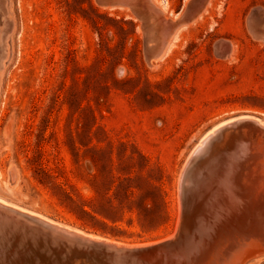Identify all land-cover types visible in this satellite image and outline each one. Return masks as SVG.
I'll return each mask as SVG.
<instances>
[{
  "label": "rangeland",
  "instance_id": "obj_1",
  "mask_svg": "<svg viewBox=\"0 0 264 264\" xmlns=\"http://www.w3.org/2000/svg\"><path fill=\"white\" fill-rule=\"evenodd\" d=\"M0 77V198L121 244L163 241L202 138L264 123V0H0ZM77 204L118 221L104 235Z\"/></svg>",
  "mask_w": 264,
  "mask_h": 264
},
{
  "label": "bare ground",
  "instance_id": "obj_2",
  "mask_svg": "<svg viewBox=\"0 0 264 264\" xmlns=\"http://www.w3.org/2000/svg\"><path fill=\"white\" fill-rule=\"evenodd\" d=\"M185 168L182 222L175 235L150 244L126 245L89 235L0 198L4 211L32 217L61 235L50 237L38 230L35 236L44 244L33 245L23 243L15 231H2L0 264H245L263 256V121L240 116L216 126L196 146ZM67 238L103 250L88 257L73 255Z\"/></svg>",
  "mask_w": 264,
  "mask_h": 264
},
{
  "label": "water",
  "instance_id": "obj_3",
  "mask_svg": "<svg viewBox=\"0 0 264 264\" xmlns=\"http://www.w3.org/2000/svg\"><path fill=\"white\" fill-rule=\"evenodd\" d=\"M0 222H1L0 233L2 231L8 233L15 231L18 237L21 236L23 237V243L29 242L33 245L34 243L36 244L40 243L39 237L35 236V232L38 230L45 231L47 235H49L50 237L58 238L61 236L60 234L58 235L53 231H51L49 228L43 226L41 223H39L36 219H33L32 217L20 216L18 214L9 211H4L1 207H0ZM65 240L70 241L68 242V244L72 246L69 249L70 252L73 253V255L78 254L79 256L88 257L89 255H96L97 253L103 250V247L98 244H88L86 242L77 239H69V238ZM0 241H3V237L1 234H0ZM40 244L43 245L44 240H42ZM77 247H79V249ZM119 250H120L119 248H116V251ZM115 255H117V253Z\"/></svg>",
  "mask_w": 264,
  "mask_h": 264
},
{
  "label": "trees",
  "instance_id": "obj_4",
  "mask_svg": "<svg viewBox=\"0 0 264 264\" xmlns=\"http://www.w3.org/2000/svg\"><path fill=\"white\" fill-rule=\"evenodd\" d=\"M128 191H131L132 192V190H130V188H129ZM108 203L110 205L112 204V201H111L110 198L108 199ZM87 204H88V202H87ZM90 206H93V205H90ZM77 207L80 209V211L82 213H84L85 215L89 216L90 219H92L93 221H96V222L102 224L106 228V229H104V233H102L104 235H108L105 232L107 230V227H109V224H108L107 220H110L113 223H117V221H118V219H117V212H116V210L113 207H110L109 209L104 208V207H102L101 209L96 208V207H92L93 208L92 209L93 212L87 210L85 208V205H82V204H77Z\"/></svg>",
  "mask_w": 264,
  "mask_h": 264
}]
</instances>
